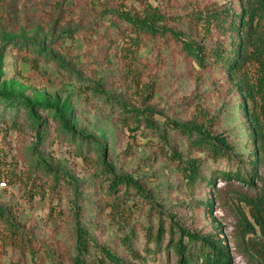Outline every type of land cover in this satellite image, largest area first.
Wrapping results in <instances>:
<instances>
[{
  "label": "rangeland",
  "instance_id": "1",
  "mask_svg": "<svg viewBox=\"0 0 264 264\" xmlns=\"http://www.w3.org/2000/svg\"><path fill=\"white\" fill-rule=\"evenodd\" d=\"M149 2L169 18V26L189 34L206 53L219 44L229 47L227 34L193 27L190 18L214 5L238 9L239 0ZM108 7L141 9L142 4L0 0V93L52 103L67 115L73 131H64L51 109L32 113L19 100L9 104L0 99V206L11 223L0 219V264H72L77 227L87 235L84 264L102 256L101 245L132 264H178L171 245L179 227L214 232L211 217L229 242L232 264H251L240 250L247 207L231 195L248 188L239 180L217 178L213 189L207 178L215 170L250 172L247 111L258 117L264 144V101L257 82L261 69L246 63L230 74L207 55L206 65L200 66L167 35L144 38L134 55H126L125 23L103 16ZM110 19L116 26L107 27ZM94 83L99 94L87 89ZM248 89L252 97L246 95ZM117 104H149L179 121L207 123L209 118V128L226 135L232 145L231 155L213 161L204 152L189 151L174 131L162 140L160 115L154 116L157 131L130 132ZM101 144L115 173L137 180L144 194L108 190ZM171 145L184 157H200L205 179L187 182L168 157ZM259 171L264 172V163ZM252 236L261 238L257 227L244 239Z\"/></svg>",
  "mask_w": 264,
  "mask_h": 264
},
{
  "label": "trees",
  "instance_id": "2",
  "mask_svg": "<svg viewBox=\"0 0 264 264\" xmlns=\"http://www.w3.org/2000/svg\"><path fill=\"white\" fill-rule=\"evenodd\" d=\"M140 1L142 4L141 9L108 7L102 11L103 16L109 15L116 21L125 23L123 38L126 46L122 49L128 51L126 55H134L144 38L167 35L170 39L177 41L180 44V49L187 55L194 57L200 66L206 65V55L213 64H220L230 74L239 71L246 63L256 64L261 69V75L257 82L260 90H262L264 101V30L261 29V21L264 20V0H239L238 9L232 7V5H223L222 7L214 5L207 8L206 12L197 11L195 16L190 18L194 20L193 27L201 26L207 32L215 29L220 35L227 34L230 39L228 48L219 44L214 48H210L207 53L203 45L189 34L169 26L167 23L169 18L158 7L152 6L149 0ZM116 24L114 20L110 19L107 27L112 28ZM87 89H91L95 94H99L101 90L96 83L88 86ZM246 92V95L252 97V92L249 89ZM0 99L9 104L19 100L32 113L36 109H51L61 128L68 133H73L71 127H69L67 115L61 108L52 103L23 100L9 92H1ZM117 105L123 113V126L130 132H135L141 128L157 131L158 127L154 116L160 115L164 117L162 130L158 131V135L162 140H168V131H174L185 140L189 151L204 152L206 157L213 161L231 155L232 145L226 135L209 128V118H207V123L198 122L194 119L179 121L164 116L161 110H156L149 104L141 108L129 107L126 104ZM261 112L264 120V102ZM245 120L249 129V140L253 146V151L250 152L251 157L247 160L250 165V172L242 174L239 169L234 171L215 170L207 178V186L215 189L216 179L221 178L222 180H239L248 188V191L231 193L238 204L243 203L247 207L249 215L248 219L245 213L242 212L244 223L241 224V227L244 228L242 231L244 249L240 250L243 254H247L249 263L264 264V172L260 173L259 171L260 163H264L263 130L261 126L256 125L258 117L253 115V111L246 112ZM36 133L37 137L40 136L39 130ZM86 138H90V136ZM169 149L171 151L168 157L177 162L179 171L187 182L195 183L199 178L205 179L202 176V160L200 157H192L189 153L184 157L182 151L176 145L169 146ZM99 150L109 191L117 192L125 188V192L132 189L135 193H145L137 180L127 175L115 173L113 166L107 160L105 145L101 144ZM212 206L211 199L207 201V212L209 214ZM0 219L11 224L7 210L2 206H0ZM211 220L216 228L214 232L200 234L199 232L187 230L182 226L179 227V237L171 245L177 256L178 264H232V251L229 242L220 230V225L215 221V218L211 217ZM256 227L261 238L252 236L247 240L244 239L245 234H254ZM157 236L160 237L161 233L158 232ZM98 249L102 256L94 264H132L105 246H98ZM76 252L72 264H84L83 256L87 252V235L81 227L76 229Z\"/></svg>",
  "mask_w": 264,
  "mask_h": 264
}]
</instances>
